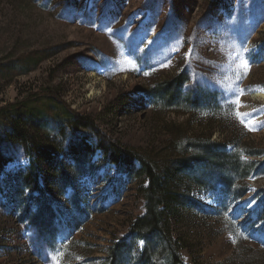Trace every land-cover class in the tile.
Instances as JSON below:
<instances>
[{"label": "rangeland", "instance_id": "obj_1", "mask_svg": "<svg viewBox=\"0 0 264 264\" xmlns=\"http://www.w3.org/2000/svg\"><path fill=\"white\" fill-rule=\"evenodd\" d=\"M68 109L92 128L65 124ZM19 120L63 148L106 142L162 166L208 142L241 163L258 160L247 178L239 169L223 179L240 200L222 197L216 164L208 172L192 161L179 232L185 264H264L261 216L241 203L264 197V0H0V264H101L121 239L134 249L128 264H140L143 243L129 229L144 213L145 180L99 150L77 178L80 210L71 192L53 194L57 218L43 233L6 215L28 198L16 202L11 189L28 166L10 134Z\"/></svg>", "mask_w": 264, "mask_h": 264}, {"label": "trees", "instance_id": "obj_2", "mask_svg": "<svg viewBox=\"0 0 264 264\" xmlns=\"http://www.w3.org/2000/svg\"><path fill=\"white\" fill-rule=\"evenodd\" d=\"M179 78L176 79L177 88H182L183 83L182 80H178ZM165 94L164 100L169 102L176 100L175 93ZM65 115L72 119L65 124L72 123L79 130L84 131L92 128V122L89 119L74 115L70 109ZM19 124L21 125L20 120ZM19 124L16 122L13 125L10 134L14 135L13 140L21 142L24 146L28 166L23 172L14 175L15 180L22 184L12 186L11 189L16 202L19 201V194L28 198L24 201L25 207H20L19 203L10 202L7 216L14 219L20 218L17 226L19 223H24L27 228L43 233L57 218L58 210L52 204L55 201L53 194L64 197L71 192L69 201H77L76 210H80L79 205L86 197L81 195L85 188L78 186L77 178L83 179L91 172V157L94 150H99L100 154L105 156L117 170L122 169V173L133 172L136 177L145 180V186L139 193L144 203V213L130 224L129 229L131 234L143 243V248L138 253L140 264H160V262L185 264L182 255L189 253V247L180 234L179 227L182 226L183 213L190 211V206L186 202L188 186L185 181L194 182L189 177V170L194 166L192 161L197 159L196 164L201 165L208 172L211 171L212 165L216 164L219 176L216 178L223 182L221 184L224 187L222 197L231 198V200L240 199L244 193L231 192V185H225L223 179L231 178L230 175H235L241 169L240 179L243 180L250 173L255 172L259 165L252 161L241 163L238 155L237 160L235 157L226 155L223 150L215 152L214 147L217 146L208 142V147L213 148V151L205 148L206 151L194 152L187 158H175L172 163L162 166L157 162H147L139 154L131 153L123 148L114 145L108 147L106 142H104L105 146L98 142L93 147L81 139L78 143H72L63 148L56 144L55 136L39 135L36 128L31 125L25 127L21 125L23 128L19 129L17 126ZM235 152L238 151L235 150ZM246 154L253 159L259 157L261 153L249 149ZM6 163L7 160L4 159L1 165L4 166ZM136 165L139 166L138 169H135ZM0 195L8 200L5 190L0 191ZM258 215L261 216L264 229V202L260 206ZM133 250L132 242L124 239L116 240L107 247L101 264H128Z\"/></svg>", "mask_w": 264, "mask_h": 264}, {"label": "bare ground", "instance_id": "obj_3", "mask_svg": "<svg viewBox=\"0 0 264 264\" xmlns=\"http://www.w3.org/2000/svg\"><path fill=\"white\" fill-rule=\"evenodd\" d=\"M248 198H249V197L246 196L244 200H247ZM244 200H242L241 203L244 202ZM245 204H247V203H245Z\"/></svg>", "mask_w": 264, "mask_h": 264}]
</instances>
